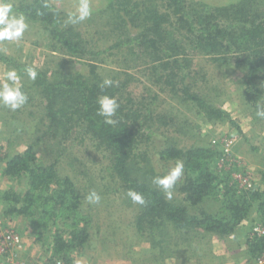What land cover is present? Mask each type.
<instances>
[{
	"label": "trees",
	"instance_id": "trees-1",
	"mask_svg": "<svg viewBox=\"0 0 264 264\" xmlns=\"http://www.w3.org/2000/svg\"><path fill=\"white\" fill-rule=\"evenodd\" d=\"M119 1L114 0L110 7L114 9ZM132 1L123 9L122 24L126 25L125 28L132 25L138 28V23H142L143 28L144 23L146 38H151L141 41L138 38L140 34L134 38L130 36L126 42L117 41L108 52L124 46L130 47V50H147L155 63L154 67L150 66L148 69L155 74V85L162 86L163 90L170 92L172 98H177L190 107L199 122L201 120L200 124H207L209 121L214 124L232 122V117L211 102L208 96L196 91L198 83L194 80L196 76L192 75L193 62L190 57L194 52L205 51L208 56L213 54L234 58L247 78L249 88L246 92L250 96V106L256 111L257 104H264L257 94H253L259 84H264V9L259 10L257 6V2L261 0H244L226 7L206 5L209 15L206 14L199 20L185 13L184 0H165L168 2L167 7L174 9L178 23L177 37L172 45L166 43L170 37L167 27L169 18L164 20L165 17L157 8L143 18L134 10L136 8L131 5ZM34 3L32 6L22 7L21 12L40 21L59 44V50L73 57L86 55L84 44L62 29L61 13L47 1L38 0ZM124 19L129 20L125 22ZM140 37L142 38V34ZM134 42L137 44L134 45ZM5 58L0 57V60L10 63ZM96 67L92 66V79L78 74L58 78L54 82H47L44 77L38 81V89L35 88L30 97L32 100L41 99L38 104L40 125L30 128L29 132H22L31 141L24 152L0 158L4 163L2 175L5 178L13 181L24 179L28 185L24 194L13 189L4 192L1 197L7 206L4 217L17 215L31 219L38 241L42 239L41 231H46L43 226L51 224L55 229L53 257H62L67 264H71L67 256L72 253L81 254L92 244L93 237L89 231L92 224L83 209V192L70 176L59 171L57 161L47 163L39 159V144L51 147L53 143L52 150L57 147L60 162L64 156L81 155L80 158L73 155L69 162L71 166L78 164L77 173H83L89 166L86 161L89 148L96 149L100 153V159L109 160V167L103 178L115 179L118 186L124 189L125 196L129 189L143 194L144 204L130 201L137 208L135 231L138 237L154 236V228L158 226L161 235L162 228L166 225L181 236L200 231L221 238L236 232L249 217L254 204H259L264 212L263 187L255 188V185L235 177L233 182L224 167L218 166L217 157L223 155L219 144L186 148H180L176 143L157 146L155 155L159 161L155 159L154 162L148 156L149 152L144 144L151 141L148 124H153L155 119L156 127L157 122L164 118L163 113L157 112L155 107L153 118L154 111L150 108L153 104L145 102L146 107L143 104L141 106V101L135 99L133 94L131 98L124 97L121 89L116 90L120 95L115 97L114 93L111 94L112 86L102 90L103 80L97 74ZM18 70L24 69L19 66ZM118 79H113V84L116 85ZM101 95L115 97L120 105L113 117L117 121L115 124H106L104 117L97 114V99ZM145 96L151 98V94L143 95L140 100ZM153 97L156 106L160 97ZM143 112H146L145 117L140 116ZM141 117L146 118V124L139 121ZM187 122L184 120V123ZM163 125L164 120L160 122V129H165ZM168 126H173V123L168 122L165 127ZM174 126L177 133L188 131L186 124L176 121ZM70 137H75L72 142L74 153L65 146ZM84 146L86 150L81 152ZM177 160L183 161L184 170L175 184L180 193L186 195V201L189 202L187 206L170 202L163 190L152 183L154 177L166 175L167 169L174 167ZM93 185L95 186L92 183L91 187ZM97 186L104 188L106 184ZM119 187L117 192H120ZM212 198L224 203L216 213L201 208V205ZM158 221L161 223L157 224ZM251 242L252 259H258L264 253V238L253 237ZM155 247L158 245L155 244ZM159 254L161 257L164 255L162 251H156L155 258Z\"/></svg>",
	"mask_w": 264,
	"mask_h": 264
},
{
	"label": "rangeland",
	"instance_id": "rangeland-1",
	"mask_svg": "<svg viewBox=\"0 0 264 264\" xmlns=\"http://www.w3.org/2000/svg\"><path fill=\"white\" fill-rule=\"evenodd\" d=\"M36 1L38 0H9L13 5L12 11L17 14L22 13L27 19L29 28L19 42H0V57H6L5 59L10 62L0 60V82H3L4 73L15 68L22 77L21 82L23 90L28 95V101L15 111L0 104L1 159H5L7 155L13 156L24 152L31 141L22 132H29L30 128L40 125L38 104L41 99L32 100L30 96L33 95L35 88L38 89L37 85L41 77H44L47 82L78 74L92 79V66H97V74H100L99 77L102 80L119 78L116 85H112L111 94L114 93L115 97L120 95L116 90L121 89L124 97L131 98L133 94L135 99L141 101V106L143 104L146 107L145 102L149 105L153 104V107L150 106L154 111L153 118H155V107L157 112L163 113L164 118L157 122L156 127L155 119L153 124L151 122L148 124L151 141L144 144L149 152L148 156L154 162L155 159L159 161L155 155L157 146L176 143L178 147L186 148L219 144L223 155L217 157L218 166L224 167L226 174H230L233 178V182L235 177L237 180L255 185V188L263 187L261 190H264V122L257 117L255 109L250 106V96L246 92L249 88L248 81L243 68L237 65L234 58L213 56V54L208 56L205 51L190 54L193 62L192 75L196 76L194 80L198 83L196 91L208 96L211 102L216 103L232 117V122L214 124L209 121L207 124H200L201 120L199 122L196 113L190 107L182 104L183 101L172 98L170 92L163 90L162 86L155 85V74L151 69L148 71L150 66H155V63L147 54V50H139V48L130 50L128 49L130 47L124 46L122 49L108 52L117 41L126 42L130 36L134 38L142 34V38L138 36L141 41L151 38L148 36L146 38L147 29L144 23L143 28L142 23H138V28L133 25L125 28L126 25L122 24L123 9L128 6L127 3L130 0H120L114 9L110 7L114 0H91L93 8L91 17L78 24L67 23V14L75 10L78 0H44L61 13L62 29L84 44L86 55L82 57L69 56L59 50V44L53 40L46 27L40 21L21 12L22 7L32 6ZM184 1L185 13L191 18L199 20L202 16L209 15L206 8L211 5L206 6L207 1ZM242 1L244 0H237L227 6ZM167 4L165 0H133L131 2V5L136 8L134 10L143 18H146L151 10L155 11V8L165 17L164 20L166 17L169 18L167 27L170 37L166 43L172 45L177 37L178 23L174 9L167 7ZM257 6L259 10H263L264 0L257 2ZM127 20L124 19L125 22ZM19 66L23 69L26 66H34L38 72L36 80L28 79L24 70H18ZM149 94L151 98L145 96L143 101L140 100L143 95ZM253 94H257L264 102V84H259ZM154 95L161 99L156 106ZM140 116L145 117L146 112ZM162 120H164L163 128L165 129H160ZM184 120L188 122L184 123ZM139 121L146 124V118ZM176 121L186 124L188 131L177 133L174 126ZM168 122L173 123V126L165 127ZM160 130L162 131L159 132ZM74 140L75 137H70L65 143L69 150H72ZM53 145L49 147L46 144L42 147L39 144V159L47 163L57 161L59 171L76 182L83 192L84 212L89 216L92 224L89 226L93 237L92 244L81 254L72 253L71 256H67L71 264H261L258 263L260 257L252 259L250 252L254 229L259 225L264 226V212L259 208V204H254L249 217L234 234L226 237L220 238L200 231L181 236L166 225L162 228L161 235L158 226L154 228V236L138 237L135 231V209L137 208L130 203V198L123 194L124 189L118 186L115 179L103 178L106 176L109 160L100 159V153L96 149L89 148V152L86 153L89 166L83 173L81 171L77 173L78 164L71 166L69 163L74 154L70 157L64 156L60 162V153L57 147H54V151L52 150ZM84 150H86L85 146L81 148V152ZM74 151L72 150L73 153ZM74 156L81 157L76 154ZM3 170L4 163L0 161V260L11 259L16 264H67L62 257H53L55 229L51 224L43 226L46 231H41L42 239L38 241L37 231L33 229L31 223L34 222L31 219L17 215L3 216L7 210L6 203L1 199L4 192L13 189L24 194L28 188L24 179L13 181L5 178L2 175ZM92 183L95 184L94 187H91ZM103 184H106V187L97 186ZM117 187L120 188V192L116 191ZM92 191H96L101 197L98 204L89 203L86 199ZM171 192V199H168L164 192V196L170 202L188 205L186 195L180 193L178 185L175 184ZM222 205H224L223 202L212 198L201 205V208L216 213ZM160 223V221L157 222V224ZM9 231L20 235L22 243L19 246L5 242L4 236ZM155 244L158 245L157 248ZM156 251H162L163 257L159 254L157 257L160 258H155Z\"/></svg>",
	"mask_w": 264,
	"mask_h": 264
},
{
	"label": "clouds",
	"instance_id": "clouds-1",
	"mask_svg": "<svg viewBox=\"0 0 264 264\" xmlns=\"http://www.w3.org/2000/svg\"><path fill=\"white\" fill-rule=\"evenodd\" d=\"M13 5L9 0H0V42L16 41L19 42L26 30L29 28L26 17L21 13L17 14L12 11ZM93 8L91 0H78L75 10L67 14V23L78 24L91 17ZM28 79L35 81L38 72L34 66H26L24 69ZM22 77L18 71L13 68L4 73L3 82H0V104L15 111L24 106L28 101V95L23 90ZM111 79H104L101 89L111 87L113 85ZM99 105L98 115L104 117L106 124H115L117 121L113 119L120 107L117 99L109 95H101L97 99ZM257 117L264 119V104H257ZM184 170V163L177 160L174 167H171L166 175L156 176L152 183L157 188L162 189L167 198H172L171 189L174 187L177 180L180 179ZM127 196L133 203L144 204L145 199L142 193L133 189H129ZM89 203H99L100 195L96 191H92L86 197Z\"/></svg>",
	"mask_w": 264,
	"mask_h": 264
},
{
	"label": "built area",
	"instance_id": "built-area-1",
	"mask_svg": "<svg viewBox=\"0 0 264 264\" xmlns=\"http://www.w3.org/2000/svg\"><path fill=\"white\" fill-rule=\"evenodd\" d=\"M252 236L257 238H264V226L259 225V227H256L254 229V234H252ZM4 240L5 242H11L18 246L22 243V238L20 237V235H18L13 231L7 232L6 235L4 236ZM258 263L261 264L264 263V254L258 259ZM0 264H16V263L11 259H3L0 260Z\"/></svg>",
	"mask_w": 264,
	"mask_h": 264
},
{
	"label": "crops",
	"instance_id": "crops-1",
	"mask_svg": "<svg viewBox=\"0 0 264 264\" xmlns=\"http://www.w3.org/2000/svg\"><path fill=\"white\" fill-rule=\"evenodd\" d=\"M207 1V5H211L214 7H223V6H227V4L235 2L237 0H204Z\"/></svg>",
	"mask_w": 264,
	"mask_h": 264
}]
</instances>
